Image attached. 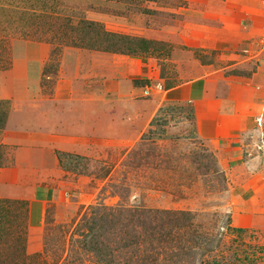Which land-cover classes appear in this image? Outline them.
<instances>
[{"label": "rangeland", "instance_id": "374dc122", "mask_svg": "<svg viewBox=\"0 0 264 264\" xmlns=\"http://www.w3.org/2000/svg\"><path fill=\"white\" fill-rule=\"evenodd\" d=\"M228 2L257 15L227 0H0V169L17 154L30 162L20 148L37 106H51L56 80L87 71L92 58L141 59L163 88L196 61H245L234 71L263 63L252 52L261 42L240 44L237 58L200 45L205 26L264 23V0ZM134 84L142 101L145 81ZM100 153L77 173L53 163L45 175L28 172L32 191L0 188V264H264V229L231 224L229 179L212 143L140 138Z\"/></svg>", "mask_w": 264, "mask_h": 264}, {"label": "crops", "instance_id": "0c3cea01", "mask_svg": "<svg viewBox=\"0 0 264 264\" xmlns=\"http://www.w3.org/2000/svg\"><path fill=\"white\" fill-rule=\"evenodd\" d=\"M227 3L249 10L252 20L257 15L248 4ZM225 21L205 26L200 45L230 50L237 58L232 52L240 44L251 47L261 42L262 47L252 52L264 55L263 22L240 27ZM98 58L87 61V71L56 80L54 95L48 98L53 104H39L37 116L31 115L30 127L23 133L28 141L20 149L27 152L30 162L24 163L17 154L13 165L0 169V176L12 173L10 180L0 177V188L32 191L34 187L25 183L28 172L45 175V166L53 163L56 172L77 173L81 159L104 158L100 152L112 144L127 146L140 138L197 137L217 148L227 173L231 224L264 229V59L250 71H234L245 61L217 67L196 61L180 70L178 83L161 90L153 88L144 96L145 85L161 83L150 64L138 58ZM137 81H145L142 101L136 98L140 90L134 84ZM256 136L261 138V143L255 142L260 149L249 140ZM58 153L72 155L65 163L73 168H65ZM29 207L33 216L31 202Z\"/></svg>", "mask_w": 264, "mask_h": 264}, {"label": "built area", "instance_id": "2783aa9c", "mask_svg": "<svg viewBox=\"0 0 264 264\" xmlns=\"http://www.w3.org/2000/svg\"><path fill=\"white\" fill-rule=\"evenodd\" d=\"M155 88L157 90H161L162 89V85L160 82H156L154 83V85H145L143 88V95L147 96L149 95L150 91ZM263 149V148H262Z\"/></svg>", "mask_w": 264, "mask_h": 264}, {"label": "trees", "instance_id": "16d2710c", "mask_svg": "<svg viewBox=\"0 0 264 264\" xmlns=\"http://www.w3.org/2000/svg\"><path fill=\"white\" fill-rule=\"evenodd\" d=\"M169 86H172V84L168 85L167 87H169ZM64 155H66L67 157H72V155H67L64 153H58V158H59L60 162H62L61 157ZM154 212H155V214H160L162 211H154ZM162 213H165V212H162ZM235 228H236L235 230H237V231H243L244 230V228H241V227H235Z\"/></svg>", "mask_w": 264, "mask_h": 264}]
</instances>
